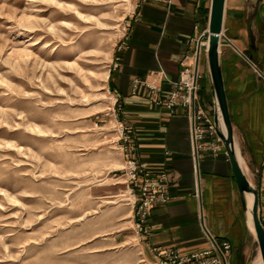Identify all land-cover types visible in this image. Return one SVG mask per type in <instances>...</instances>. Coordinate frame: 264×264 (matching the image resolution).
I'll list each match as a JSON object with an SVG mask.
<instances>
[{
	"label": "rangeland",
	"instance_id": "1",
	"mask_svg": "<svg viewBox=\"0 0 264 264\" xmlns=\"http://www.w3.org/2000/svg\"><path fill=\"white\" fill-rule=\"evenodd\" d=\"M134 6L0 0V264L152 261L109 87ZM259 255L257 244L248 264Z\"/></svg>",
	"mask_w": 264,
	"mask_h": 264
},
{
	"label": "crops",
	"instance_id": "2",
	"mask_svg": "<svg viewBox=\"0 0 264 264\" xmlns=\"http://www.w3.org/2000/svg\"><path fill=\"white\" fill-rule=\"evenodd\" d=\"M213 0H173L143 3L128 16L125 47L116 53L109 87L116 114L136 158L153 173L173 177L171 200L151 209L150 235L141 246L178 249L182 254L208 250L205 227L218 241L232 245L231 264H248L257 245L244 210L229 156L202 151L193 157L191 119L187 109L171 113L151 104L142 88L133 95L135 79L163 71L180 78L181 62L193 54L196 40L208 33ZM207 48V46H206ZM220 62L224 88L242 168L253 186L264 189V0H227ZM200 102L214 115L208 66H200ZM171 91L164 81L161 97ZM209 140H207L208 142ZM119 237V236H117Z\"/></svg>",
	"mask_w": 264,
	"mask_h": 264
},
{
	"label": "built area",
	"instance_id": "3",
	"mask_svg": "<svg viewBox=\"0 0 264 264\" xmlns=\"http://www.w3.org/2000/svg\"><path fill=\"white\" fill-rule=\"evenodd\" d=\"M173 0H135V9L137 10L143 3L162 2L171 5ZM128 29L118 46V51L125 47V39ZM206 33L196 40V46L193 54L187 55L181 62L182 70L180 78L176 82L168 80L163 71H154L144 79H135L132 86L133 95H137L144 88L149 92V101L159 107L168 109L171 113L179 107L188 110L191 119V137L193 143V157L199 159L202 151H209L217 156L228 152L223 138L218 132L215 124V117L200 102V81L202 72L200 61L202 54L206 53L207 48L200 47V43L205 40ZM164 81L171 84V91L161 97ZM122 137L125 147L122 148L125 156V165L123 167V177L127 184V189L131 195L133 221L136 233L141 242L144 237L150 235L148 219L151 209L167 205L171 200L170 189L173 183V177L169 173H153L147 166L136 158L137 148L131 143L130 136L125 132L121 123ZM207 140H209L207 142ZM259 220L264 231V189L259 191ZM206 236L210 241V248L205 251L192 254H182L178 249H161L148 245L152 261L145 264H231L232 245L228 241H218L212 236L205 227Z\"/></svg>",
	"mask_w": 264,
	"mask_h": 264
},
{
	"label": "water",
	"instance_id": "4",
	"mask_svg": "<svg viewBox=\"0 0 264 264\" xmlns=\"http://www.w3.org/2000/svg\"><path fill=\"white\" fill-rule=\"evenodd\" d=\"M226 1L227 0L212 1L210 23L208 28L209 34L206 33L209 46L206 50L205 58L208 66L213 94L215 124L219 134L221 135L225 143V147L227 149L229 159L233 167L236 184L242 199V204L244 210L246 211L248 219L249 213L251 212L252 214V220L256 231V241L264 264V231L262 229L258 215L259 192L250 182L241 165L235 134L230 119L220 62V35L223 32ZM247 194H252L254 198L251 210L248 206Z\"/></svg>",
	"mask_w": 264,
	"mask_h": 264
},
{
	"label": "bare ground",
	"instance_id": "5",
	"mask_svg": "<svg viewBox=\"0 0 264 264\" xmlns=\"http://www.w3.org/2000/svg\"><path fill=\"white\" fill-rule=\"evenodd\" d=\"M208 34H209V31H208ZM207 34V35H208ZM222 35H223V32H222V34L220 35L221 37H222ZM206 46H207V48H208V46H209V42H208V38H206L205 40H203L201 43H200V47L202 48V47H204V48H206ZM253 195L252 194H247V201H248V206H249V209L251 210V208H252V206H253ZM131 200H132V198H131ZM249 219H250V222H249V224H251V227H252V231H253V235H254V237L256 238V231H255V228H254V224H253V220H252V214H251V212L249 213ZM255 264H263V261H262V257H261V255H259V257H258V259L256 260V262H255Z\"/></svg>",
	"mask_w": 264,
	"mask_h": 264
}]
</instances>
